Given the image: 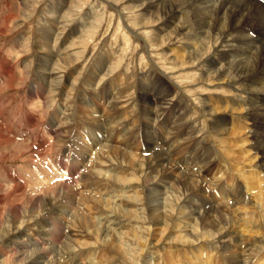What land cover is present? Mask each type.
I'll list each match as a JSON object with an SVG mask.
<instances>
[{"label":"rangeland","instance_id":"obj_1","mask_svg":"<svg viewBox=\"0 0 264 264\" xmlns=\"http://www.w3.org/2000/svg\"><path fill=\"white\" fill-rule=\"evenodd\" d=\"M144 3L0 0V120L7 116L3 134L18 143L0 153V264H233L231 254L242 264H264V140L254 142L264 137V118L258 123L250 113L225 119L227 135L218 124L213 131L215 120L223 121L231 104L218 100L235 99L249 108L252 97L244 87L237 91L215 82V73L209 82L200 81L205 70L198 64L209 62V50L192 65L174 62L183 34L194 43L185 0L178 3L177 16L159 19L156 12L152 26L143 25L152 13L139 10ZM168 30L172 37L162 44ZM40 85L44 91L37 101ZM150 86L167 96L166 107L146 108L145 100L154 99L145 92ZM212 100L222 103L214 112ZM55 127L60 135L51 138L48 131ZM251 127L258 131L256 137ZM232 129L244 131L237 137H243V145H234L238 142ZM37 134L49 140L42 161L31 158L32 136ZM49 156L57 160L53 165L62 175L41 188L31 171L41 178ZM203 158L212 161L208 173L198 167ZM66 159L82 162L69 191L56 181L69 179ZM227 169H241L251 177L247 191L244 181ZM11 174L23 190H14ZM220 178H231L229 184L244 191L245 205L254 215L245 214V205L238 210L230 206L232 192L226 183L214 189ZM68 201L75 213L63 217ZM15 206L19 217L13 213ZM52 212L66 219L68 234L50 244L46 226ZM108 216L116 218L115 224L106 222ZM86 217L91 228L78 226L77 220ZM247 222L254 232L246 236L239 225L248 230ZM205 223L212 228L225 223L220 231L233 226L244 248L225 250L221 232L204 237L210 239L193 238L197 232L207 234Z\"/></svg>","mask_w":264,"mask_h":264},{"label":"bare ground","instance_id":"obj_2","mask_svg":"<svg viewBox=\"0 0 264 264\" xmlns=\"http://www.w3.org/2000/svg\"><path fill=\"white\" fill-rule=\"evenodd\" d=\"M144 1L146 3L142 4L141 7L140 6L139 7L137 6V7L139 8V10H142V11L144 10V11L152 12V13H151V15L149 14L147 21H145L143 25L149 23L152 26V23H155L157 20V16H156L157 13L160 14V16H159V19H160V18H165L171 14H173L174 16H177V14H179V12H180V10H177V5H178V3H180L181 0H144ZM185 1L187 3L186 8L191 11V15L193 18L191 22L193 23V28L195 29V31L191 37L192 38L191 40L194 43H190L187 40V36L185 34H183V40L184 41L180 45L179 54L177 57H175L174 62L179 64V65H184L185 67L192 65L196 61H198V59L203 58V56H205L204 54H207L208 50H209V54H208L209 58H210L209 62L198 64V66H201V65L204 66V70H205V71L203 70L204 71L203 75L205 74V76L200 78V81L209 82L210 79L212 78L211 74L215 73L216 74V78L214 80L215 82H217V81H218V83L224 82V85H228V86L231 85L235 88V90L237 89V91H239L238 86L240 88L244 87V88H246L244 90V93H248L253 99V103L251 102V104L249 105V108H248V105L238 103L237 100H235V99H233V100L223 99V101L218 100V102H227V103L231 102V104L229 106L230 108L226 107L224 109V111L227 113L228 116L225 117L223 119V121H219V123L216 122V120H215V122H214L215 125L212 127V130L215 131V126L218 124L219 128L222 131L221 134H226L229 131H227V129L224 128V126L226 125V122H227L225 119L233 118V119L237 120L238 118H241V117L246 118L247 114H250V113L255 115L256 118H258V120H257L258 123H261V121H260L261 118H264V0H185ZM128 11H130V10H128ZM143 17H144V15H143ZM170 32H172V31L168 30L167 33H165V35L162 38L159 36V38H161L162 44L166 43L167 39L169 37H172ZM159 38H158V40H159ZM153 39L155 41L156 38L153 37ZM147 40H150V38H148ZM151 41H153V40L151 39ZM164 41H166V42H164ZM156 43H158V42H156ZM159 43H160V40H159ZM199 70H200L199 73H201L202 70L201 69H199ZM55 84L58 86L57 83H55ZM54 88H57V87L54 86ZM35 90H36L35 91L36 100L38 101L39 97H41L42 91H44V88L40 85L39 90H38V88H36ZM50 90H55V89L52 88ZM145 92L154 96V99L151 101V103L145 100L146 108L148 110L153 109L156 111V109H154V106L155 107L160 106V109L166 107V104L168 103L167 102V96L161 95L160 92H159L160 93L159 94L157 87L150 86V89L148 91L146 90ZM146 96H147V94H146ZM111 101H113V100H111ZM154 102H156L155 105H154ZM218 102H216L215 100H212L211 103L213 104V108L211 109V112H214L213 110L215 107H221L222 106V103H218ZM35 103H39V102H35ZM209 111H210V109L208 110V112ZM6 117L3 116L2 119L0 120V122H1V127H0V153H2V154L4 153L3 152L4 150L13 149V148H16L18 146L17 142H15L12 138H9L3 134V132L8 127V121H6V119H5ZM114 117L109 118V120L110 121L114 120L113 119ZM109 120H107V121H109ZM26 125L28 127H32V124L30 122H26ZM237 125L238 124H236V126ZM246 126L248 127V125H246ZM251 128H252L251 131L253 132L252 133L253 137H256L258 131L253 127H251ZM246 129L247 128L244 127V131ZM122 130H124V129H122ZM112 131H113V129L109 131V133L111 135H113ZM244 131L241 129H239L237 131L235 129L234 130L232 129V131H231L232 134L236 135L234 142H238V143H235L234 145H238V144L243 145L244 144V143L240 142V140H243V137H241L240 140L237 138L239 134L245 135V134H243ZM48 132H49L51 138L55 137V135H60L58 133V127L52 128ZM165 134L168 135L169 133L165 132ZM33 137L35 138V142L30 148L31 158H37V159H40L42 161L43 158L45 157V155L42 152V149H43V147H45L48 144V141H49L48 137L41 135V134L33 135L32 138ZM63 137L61 138V140L63 139ZM149 139H151V138H149ZM155 140H157V139H155ZM263 140H264V137L261 136L258 139H255L254 142L259 145ZM211 141H213V140H211ZM58 142L62 143L64 141L59 140ZM153 142H155V141H153ZM174 142L176 144L178 143V141H174ZM15 143L17 145L16 147H14ZM172 143H173V141H172ZM207 143L209 144V141ZM201 144H203V143H201ZM208 144H206V145H208ZM19 145H20V143H19ZM242 145H239V146L241 147ZM187 147H189V145H187ZM106 153L109 154V152H106ZM114 153H116V152H114ZM114 156H115V154H114ZM116 157H115V159H117ZM108 158H109V156H108ZM110 158H112V157H110ZM161 158L164 159V157H161ZM206 160L204 161V158H203L198 167L200 169L203 168V171L205 173H208V170L210 169V167L212 165V161L211 160L206 161ZM45 161L47 162L45 166H47V165H49V166H48L47 170L46 169L44 170V171H46V173H44V171L40 173L43 175V176L40 175V176H42L41 178L38 177V174L36 172L34 173L33 170L31 171V173L34 174L33 178H35L34 177L35 175L37 176L36 179H34L36 185H40L41 188L45 185H49L53 180H55L57 175L58 176L62 175L61 172L59 171V168L57 166L53 165L57 162V160H55L53 158V156H49L48 158L45 159ZM117 161H118V159H117ZM66 162L68 163V165H70V169L68 172V176H69L68 181H65V182L59 181V180H56V181L58 183H62V185L64 186V188H63L64 191L65 190L69 191L68 189L72 185L71 178H73L75 175L78 174V172L80 170L79 168H80V166H82L81 165L82 162H80V161L77 162L75 160L70 162L69 159H66ZM246 162H249V161H246ZM250 162H254V160H250ZM27 169H30V168H27ZM225 172H229L230 175H232L234 173L239 178H241V180L244 181L245 186H246L244 191H247V189H248L247 188L248 187L247 181L251 177L243 175V173H241L242 172L241 169L240 170L236 169L235 171L234 170L230 171L227 169ZM248 172H250L251 176H255L253 171L248 170ZM238 173H241L240 176L242 175L243 177L242 176L240 177L238 175ZM10 180L12 182V185L14 186L15 191L23 190L24 186L18 184L20 180L16 179L15 174H11ZM231 181H232L231 178L229 181H226V179H224V178L217 179L213 184L215 186L214 189L216 190L217 188H220V185H223V184L225 185V183H226V186H230V191L232 192V195L229 196V198L232 197V199L229 202L230 206H233V207L236 206L235 208L237 210L240 208L243 209L246 206L245 204H247L246 201L244 200L243 195H242L244 191L239 189L237 184H235V185H233V183L229 184V182H231ZM182 184L184 186V181ZM189 184H191V182H189ZM40 186H38V187L40 188ZM185 186L189 187L190 185L189 186L185 185ZM0 187L2 188V185H0ZM38 187L36 186V189ZM33 188H35V185L33 186ZM224 193L225 192H223V193L221 192V194H222L221 198L226 199V196H225L226 194H224ZM32 200H34V199H32ZM93 203H94V201H93ZM207 205L210 208L216 209L215 205L213 206L211 203H208ZM247 207H248V212H246L245 214L247 216H248V214L254 215L253 209L251 207H249V205H247L246 208ZM218 208H221V207H218ZM72 209H73L72 203H70V201H68L66 207L63 209L64 211L62 210L63 211L62 212L63 217H68V215L69 216L73 215V213H75V212L72 211ZM12 210H13V213L16 217L20 216V212H19L20 208L18 206H15ZM218 211H219V209H218ZM117 212H118V210H117ZM193 212H194V214H197L199 211L195 212V210H194ZM94 213H96V212H94ZM51 215H52L51 216L52 219H51V221L48 222V225L46 226V227H49L48 232H47V237H49L48 242H50V244L58 242L61 238H63L64 236H66V234H68V232H66L68 229L66 226H64L66 219L57 217L56 213H54V212H52ZM206 218H207V216H206ZM115 219L108 216L106 218V222L109 223L110 225H112L113 223L115 224V221H114ZM247 219H249V218H247ZM210 221H211V219H210ZM77 222L79 223L78 226H80V227L81 226L90 227V228L92 227L91 226L92 223L88 222V217L82 219L81 221L77 220ZM219 222H220V220H219ZM206 223H208V221ZM223 224H225V223H223ZM223 224H221V225L219 224L218 226L215 224V226H214L215 228H212L211 224L208 226H207V224L206 225L200 224L203 226V231H205L207 234L205 236L201 237L199 232H197L193 235V238L198 239V237H200V238L210 237V236L214 235L215 233H217V235H218L221 232L219 234V236L221 235L220 237H222V239L220 241L225 242L224 244L221 245V247H223L225 250H229L230 249L229 247L234 246V245L237 246L238 248H241V249L244 248V246H245L244 239L236 237L235 230H234L235 228L233 229V226L225 227L224 228L225 230L220 231V228H222ZM247 224L249 225L248 230L247 229L245 230V227L243 228L242 225H239V227L242 231L245 232V234L246 233L252 234L254 232V230L252 228L253 225L250 222H247ZM256 227L261 228L260 222L259 223H258V221L256 222ZM94 231L97 232L98 230L93 229V232ZM251 231H253V232H251ZM258 231L260 233V229L257 228V230H255V232H258ZM103 233H108V231H104ZM247 234H246V236H247ZM255 234H257V233H255ZM72 235L75 236L74 234H72ZM226 237H229V239L225 240L224 238H226ZM36 238H37V236L35 237V239ZM204 239H210V238H204ZM227 242H229L228 246L225 245V244H227ZM20 245L21 246L23 245L22 240L20 242ZM44 245H46V243H44ZM212 249L215 250L214 244H213ZM237 258H238L237 255L235 256V254H231V261L233 264H242L243 262H240L239 260H237ZM78 264H81V263L79 262Z\"/></svg>","mask_w":264,"mask_h":264}]
</instances>
